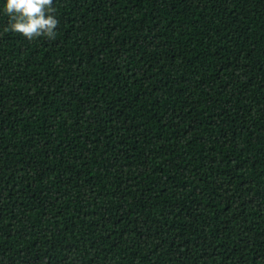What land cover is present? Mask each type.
Returning a JSON list of instances; mask_svg holds the SVG:
<instances>
[{
  "label": "trees",
  "instance_id": "1",
  "mask_svg": "<svg viewBox=\"0 0 264 264\" xmlns=\"http://www.w3.org/2000/svg\"><path fill=\"white\" fill-rule=\"evenodd\" d=\"M53 7L0 11V264L264 262V0Z\"/></svg>",
  "mask_w": 264,
  "mask_h": 264
},
{
  "label": "clouds",
  "instance_id": "2",
  "mask_svg": "<svg viewBox=\"0 0 264 264\" xmlns=\"http://www.w3.org/2000/svg\"><path fill=\"white\" fill-rule=\"evenodd\" d=\"M0 11L9 15L10 30L28 39L56 35L59 21L53 0H0Z\"/></svg>",
  "mask_w": 264,
  "mask_h": 264
},
{
  "label": "rangeland",
  "instance_id": "3",
  "mask_svg": "<svg viewBox=\"0 0 264 264\" xmlns=\"http://www.w3.org/2000/svg\"><path fill=\"white\" fill-rule=\"evenodd\" d=\"M261 264L264 263V262H260ZM259 264V263H258Z\"/></svg>",
  "mask_w": 264,
  "mask_h": 264
}]
</instances>
